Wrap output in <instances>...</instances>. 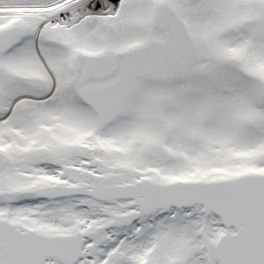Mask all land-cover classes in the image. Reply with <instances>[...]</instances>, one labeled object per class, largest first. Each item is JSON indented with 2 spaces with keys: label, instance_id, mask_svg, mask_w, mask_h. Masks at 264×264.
<instances>
[{
  "label": "snow or ice",
  "instance_id": "obj_1",
  "mask_svg": "<svg viewBox=\"0 0 264 264\" xmlns=\"http://www.w3.org/2000/svg\"><path fill=\"white\" fill-rule=\"evenodd\" d=\"M0 264H264V0H0Z\"/></svg>",
  "mask_w": 264,
  "mask_h": 264
}]
</instances>
